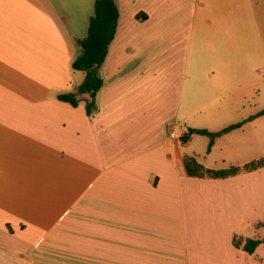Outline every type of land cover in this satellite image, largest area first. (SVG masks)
Segmentation results:
<instances>
[{
    "label": "crops",
    "instance_id": "obj_1",
    "mask_svg": "<svg viewBox=\"0 0 264 264\" xmlns=\"http://www.w3.org/2000/svg\"><path fill=\"white\" fill-rule=\"evenodd\" d=\"M214 1L115 0L103 85L72 107L58 96L85 77L71 63L96 0H0V264H264V168L214 180L183 165L264 156V116L209 152L207 136L180 140L257 113L221 111L207 81L188 80L195 41L215 50L207 29L232 31V18L204 13ZM247 239L260 242L253 254L233 244Z\"/></svg>",
    "mask_w": 264,
    "mask_h": 264
},
{
    "label": "rangeland",
    "instance_id": "obj_2",
    "mask_svg": "<svg viewBox=\"0 0 264 264\" xmlns=\"http://www.w3.org/2000/svg\"><path fill=\"white\" fill-rule=\"evenodd\" d=\"M219 1L208 5L204 13L214 19L216 15L232 18V31L226 34L217 23L207 29L204 41L214 46L215 50L195 41L188 68L191 78L188 80L194 81L195 73L198 74L200 77L195 81H207V101L212 95L219 96L216 102L218 109L229 112V106H232L231 111L244 118L264 108V0ZM229 42L231 48L225 49L223 44L228 45ZM211 81H218V84ZM201 85L205 84L201 82ZM178 131V127L173 129L176 136ZM197 141L206 140L197 138ZM188 152L187 147L178 143L177 155L182 158ZM241 160L229 157L220 167L241 166L250 162Z\"/></svg>",
    "mask_w": 264,
    "mask_h": 264
},
{
    "label": "trees",
    "instance_id": "obj_3",
    "mask_svg": "<svg viewBox=\"0 0 264 264\" xmlns=\"http://www.w3.org/2000/svg\"><path fill=\"white\" fill-rule=\"evenodd\" d=\"M118 17L119 14L115 0H96L93 16L89 20L87 35L79 43L80 54L71 63V69L73 71L84 72L85 77L77 88V94L66 93L59 95V101L67 103L72 107H76L78 105L76 98L77 95H90L91 93H97L101 89L103 81L98 76L97 70L104 62L109 45L116 33ZM138 18H140V16H138ZM95 109V100L92 98L86 105V114L88 116L91 115ZM262 116H264V108L258 111L255 115L250 116L247 120L228 126L219 132L210 133L206 130L191 129L189 133L182 136L180 140L182 143H185L192 134L207 136L210 140L207 148V152H209L215 138L238 129L246 122H250ZM183 165L186 175L190 178L219 180L263 169L264 156L241 166H231L221 170L207 169L194 157L190 156L184 157ZM259 243L258 240L247 239L241 246L240 241H233L235 247H241V249L248 254H253Z\"/></svg>",
    "mask_w": 264,
    "mask_h": 264
},
{
    "label": "water",
    "instance_id": "obj_4",
    "mask_svg": "<svg viewBox=\"0 0 264 264\" xmlns=\"http://www.w3.org/2000/svg\"><path fill=\"white\" fill-rule=\"evenodd\" d=\"M94 96H95V93H91V94H90V97H94Z\"/></svg>",
    "mask_w": 264,
    "mask_h": 264
},
{
    "label": "built area",
    "instance_id": "obj_5",
    "mask_svg": "<svg viewBox=\"0 0 264 264\" xmlns=\"http://www.w3.org/2000/svg\"><path fill=\"white\" fill-rule=\"evenodd\" d=\"M174 135L173 134H171V137H173Z\"/></svg>",
    "mask_w": 264,
    "mask_h": 264
}]
</instances>
